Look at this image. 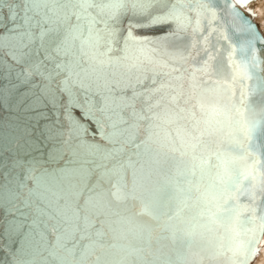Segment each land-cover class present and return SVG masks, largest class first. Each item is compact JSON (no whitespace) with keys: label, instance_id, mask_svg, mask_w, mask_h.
Instances as JSON below:
<instances>
[{"label":"water","instance_id":"95a60500","mask_svg":"<svg viewBox=\"0 0 264 264\" xmlns=\"http://www.w3.org/2000/svg\"><path fill=\"white\" fill-rule=\"evenodd\" d=\"M256 17L247 0H0V32L26 20L45 34L64 104L52 157L70 158L40 203L38 163L0 169L12 221L0 264H253L264 237Z\"/></svg>","mask_w":264,"mask_h":264},{"label":"snow or ice","instance_id":"6c2138e0","mask_svg":"<svg viewBox=\"0 0 264 264\" xmlns=\"http://www.w3.org/2000/svg\"><path fill=\"white\" fill-rule=\"evenodd\" d=\"M15 18L13 12L11 19ZM3 36L8 41L6 47L0 44V169L11 168L17 162L38 163L39 174L32 178L31 190L40 203L49 190L63 187L66 178L61 169L70 163V158L54 159L50 146L59 130L62 94L53 85L44 33L38 37L22 20L18 25L6 26L0 32ZM10 223L7 214L0 215V239ZM28 227L23 225L24 230Z\"/></svg>","mask_w":264,"mask_h":264},{"label":"rangeland","instance_id":"374dc122","mask_svg":"<svg viewBox=\"0 0 264 264\" xmlns=\"http://www.w3.org/2000/svg\"><path fill=\"white\" fill-rule=\"evenodd\" d=\"M248 5H250L257 13L258 15L257 22L261 24V28L264 30V1L260 2V0H257L254 2H250ZM260 255L264 256V241H262V246L260 248Z\"/></svg>","mask_w":264,"mask_h":264},{"label":"bare ground","instance_id":"6f19581e","mask_svg":"<svg viewBox=\"0 0 264 264\" xmlns=\"http://www.w3.org/2000/svg\"><path fill=\"white\" fill-rule=\"evenodd\" d=\"M254 1H257V0H247V3L249 4L250 2H254ZM262 1L264 0H260V2ZM257 18H258V15L256 17V22H257ZM262 241H264V239ZM253 264H264V256L260 255V251H259L258 257L256 258Z\"/></svg>","mask_w":264,"mask_h":264}]
</instances>
